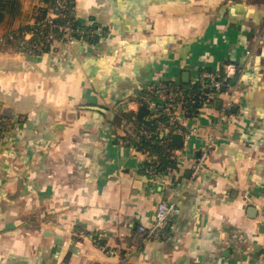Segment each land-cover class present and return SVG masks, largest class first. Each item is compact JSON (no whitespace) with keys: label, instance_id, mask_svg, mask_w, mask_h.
Listing matches in <instances>:
<instances>
[{"label":"crops","instance_id":"obj_1","mask_svg":"<svg viewBox=\"0 0 264 264\" xmlns=\"http://www.w3.org/2000/svg\"><path fill=\"white\" fill-rule=\"evenodd\" d=\"M32 24L41 0H15ZM103 36L30 55L0 47V264H264V0H76ZM6 33L0 27V38ZM240 67L232 116L223 96L184 118L198 128L176 174L142 171L115 122L161 79L186 87L202 69ZM100 109L111 111L107 115ZM217 130L192 175L203 133ZM183 150V149H182ZM180 208L168 236L137 232L158 204Z\"/></svg>","mask_w":264,"mask_h":264},{"label":"built area","instance_id":"obj_2","mask_svg":"<svg viewBox=\"0 0 264 264\" xmlns=\"http://www.w3.org/2000/svg\"><path fill=\"white\" fill-rule=\"evenodd\" d=\"M73 2L74 0H53L46 16L40 20H33L32 28L23 32L27 46L30 48L28 50L25 49V53L40 51L47 46L54 49L59 44H73L83 38L92 39L97 33L99 34L102 31L101 27L96 26L94 21L87 23L88 28L75 27L74 21L78 20V18ZM240 70V67L235 63L229 62L222 72H203L200 74L198 80L202 85L203 91H205L206 99L202 102V106L198 108L197 115H199L201 108L205 104L223 96L221 117L218 122L220 123L227 116H232L236 89L231 80L241 72ZM171 82L169 79L155 81L137 98L140 105L148 107L150 121L154 123L153 127L142 124L140 127L142 135L147 137L158 135L160 143L166 144L167 141H172L173 134H183L184 141L182 146L176 147L172 144L173 148L169 149V157L174 162V166H168L165 172H159L166 174H176L180 160L187 157V149L196 132L199 131L198 128L194 127L185 130L183 126L184 112L181 105L177 103L178 94L175 91L176 88L171 86ZM160 117H166V120H160ZM203 136L205 139L200 154L190 159L194 177L207 168L208 160L218 139L217 130L215 129L203 133ZM131 147L137 151L147 153L149 155L147 162H153L156 159L147 151L135 146ZM142 170L149 175L158 173L154 166H147L146 163L143 165ZM179 213L180 208L175 202L162 200L158 204L152 223H139L137 232L149 241L163 240L168 236L170 221Z\"/></svg>","mask_w":264,"mask_h":264},{"label":"trees","instance_id":"obj_3","mask_svg":"<svg viewBox=\"0 0 264 264\" xmlns=\"http://www.w3.org/2000/svg\"><path fill=\"white\" fill-rule=\"evenodd\" d=\"M53 0H41V5L36 6L33 10V20L43 19ZM15 0H0V27L5 24L6 33L0 38V47L3 45H10L14 49L21 48L24 52L25 49H30L24 39L23 32H26L32 28V24L21 25L18 28H12V23L22 13L20 6L14 4ZM76 0L73 2V6L76 5ZM72 6V4H71ZM94 21V20H92ZM95 22V21H94ZM96 23V22H95ZM74 25L77 28H88L87 24H84L80 20L74 21ZM97 26V25H96ZM103 32L97 33L92 39L83 38L92 44H96L100 41L103 36ZM81 38V37H80ZM51 47L47 46L45 49L40 51H34L33 53L27 52L30 55H41L52 51ZM201 72H214L211 69H202ZM171 86L176 88L177 92V103L181 105L182 111L184 112V118H191L197 115L198 108L202 106V102L206 99L205 91L202 89L201 83L198 81L191 83L190 87H186L183 83L175 81L171 82ZM150 112L147 106L141 105L138 112H124L120 117L115 120L118 126L127 128L128 134L124 137L129 145L138 147L141 150L147 151L156 159L153 162H146L147 166H154L156 171L165 172L168 166H174V162L169 157V149L173 148L172 141L169 140L166 144L160 143L159 136L147 137L141 134L140 127L142 124L153 127L150 118ZM160 120H166V117H160ZM12 126V120L9 117L0 115V141L5 137L6 133ZM143 171V170H142Z\"/></svg>","mask_w":264,"mask_h":264},{"label":"water","instance_id":"obj_4","mask_svg":"<svg viewBox=\"0 0 264 264\" xmlns=\"http://www.w3.org/2000/svg\"><path fill=\"white\" fill-rule=\"evenodd\" d=\"M102 112L106 113L107 115L111 114V111L100 109ZM184 141L183 134L175 133L172 135V144L176 147H181ZM262 232H264V226L262 227Z\"/></svg>","mask_w":264,"mask_h":264},{"label":"rangeland","instance_id":"obj_5","mask_svg":"<svg viewBox=\"0 0 264 264\" xmlns=\"http://www.w3.org/2000/svg\"><path fill=\"white\" fill-rule=\"evenodd\" d=\"M0 115H3V116H6V117H8L10 114H8V112H7V110H5V109H0Z\"/></svg>","mask_w":264,"mask_h":264}]
</instances>
